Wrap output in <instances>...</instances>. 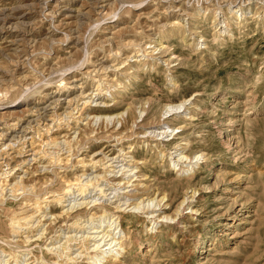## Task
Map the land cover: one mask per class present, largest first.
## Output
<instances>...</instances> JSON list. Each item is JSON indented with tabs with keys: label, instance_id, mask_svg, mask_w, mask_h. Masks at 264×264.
<instances>
[{
	"label": "rangeland",
	"instance_id": "rangeland-1",
	"mask_svg": "<svg viewBox=\"0 0 264 264\" xmlns=\"http://www.w3.org/2000/svg\"><path fill=\"white\" fill-rule=\"evenodd\" d=\"M75 78L102 97L46 147L68 159L51 182L0 202V264H264V0H0V148L54 102L69 126L79 92L58 89ZM98 152L119 160L93 184L105 195L89 189L97 203L75 195L70 216L42 213L41 238L10 235L9 216Z\"/></svg>",
	"mask_w": 264,
	"mask_h": 264
},
{
	"label": "bare ground",
	"instance_id": "bare-ground-1",
	"mask_svg": "<svg viewBox=\"0 0 264 264\" xmlns=\"http://www.w3.org/2000/svg\"><path fill=\"white\" fill-rule=\"evenodd\" d=\"M150 53H151V51H150ZM137 55H138V53H137ZM128 58H130V56H128ZM79 81L80 80L75 78V82H79ZM86 82H85V84H86ZM82 84L80 83V84L74 85L72 83L66 82L64 85L61 84L62 86H59V89H58L60 91L59 93L64 92L65 94L75 92V91L79 92V95H77L76 97L70 98L68 96L67 98H65L63 100V102H64L63 105L66 106V110L64 112V115L65 114L68 115V117L70 119L69 122L71 123L69 126L64 125L61 122V120L63 118L61 119V116L58 114V112L55 111V109H53L62 103L60 101H59L60 104L57 102H54L56 107H52L51 112L49 111V114L47 113L48 120L45 119V121L47 120L48 123L45 126H43V127L38 126V127H34V128H32V126L28 127V128L24 127L23 133L25 135L24 136L25 138L24 137H22V138H24L25 140L22 143H20V141H19L20 139L19 140L17 139L18 140L17 141V140H9L10 139L9 138L7 140L8 142L4 141L5 142L3 144L4 147L0 148V202H5V198L8 194H9V196H12V197H18L26 191L33 190L35 188V185L38 184L39 182H41L44 185H47L48 183L51 182V179L47 178L46 175L48 173L46 171L49 168L56 165L57 163L60 164V163L68 162L67 157L63 156V157H59L56 159V157L54 158V157L50 156L48 154V152L46 151V147L47 146H52V147L54 146V148H56L61 143L60 142L61 140L66 142L67 139H65V138H67V136L69 134L68 132L72 131L73 129L79 130L80 126L81 125L83 126V119H82L81 115H79V113H78V115L76 116V114L78 112L77 110H79V111H81L83 109L85 110V108H87L91 105L90 102L94 101L97 97H102L103 92L101 93V90L99 89L100 87L97 89L95 88L96 92H94V93L92 92L90 94V92L88 93L87 91H85L83 89V87H85V86L83 85V87H82ZM95 87H96V85H95ZM50 106H53V105H50ZM66 118H64V119H66ZM20 124H21V122L19 121V118L18 119L16 118L15 120H12L11 122L5 124V130L4 131L11 134L13 131H16L18 129ZM30 129H33V130L29 131ZM74 138H75V136H74ZM1 144H2V142H1ZM121 151H119V152H121ZM98 153H100V152H98ZM103 153H100L99 155L97 153H94V155L93 156L91 155V157L88 159H86V158L79 159L77 161L78 166L81 168L83 173L80 175L73 173L74 175L71 178H68L66 176H62L61 179L65 184V189L62 193L54 194L42 202H36L34 204H29L26 202L23 205V208H22L23 210L20 209L22 211L15 212L11 216H9V218H8V229H9L10 235L13 238L21 239L24 242V244L25 243L28 244L31 241H33L32 240L33 238H35L37 236H38V239L41 238V236L45 232V229L42 230V227H44L48 221L51 224V223L55 222L56 219H58L59 217L70 216L73 213L74 209L76 208L75 207L76 205L77 206H85V208H86L91 203H93V204L97 203V200L87 202V200H86L88 197L87 194H90V193H88L89 189L93 188V184L96 185L97 182H99L100 180H102L104 178V174L107 173L108 171H110L111 167H113V165H114L115 160H117V159L119 160L118 157H111L110 158V155H108L109 153L106 155L105 154L102 155ZM118 156H120V155H118ZM34 165H36L37 168H43L45 173H43V174L40 173L42 171L37 169V168H36L37 170H33V168L36 167V166L33 167ZM88 169L92 170L94 172H98V174L91 179L89 178L88 180H84V178H85L84 172L88 171ZM88 172H90V171H88ZM91 173L94 174L93 172H90V174ZM110 173L111 172H109V174ZM39 176L40 177L42 176V178H39ZM104 180H105V178H104ZM95 182H96V184H95ZM101 186H103V185H101ZM101 186L97 185L96 187L93 188V189L96 188L100 192L99 193L100 197H101V195H105V194H103L104 191L101 189L102 188ZM97 190L95 192H97ZM90 191H92V190H90ZM75 195L77 197H80V200H82V202L78 203L74 206L73 205L70 206L71 203H70V205L66 204L68 202L69 198H71V197L74 198ZM137 206H139V205H137ZM55 207L59 208V210H60L59 214L58 215H51L50 218L48 219V221L45 222L47 215H42V213L48 211L47 208L48 209L50 208L51 210H53ZM44 208H45V210H44ZM50 214H51V212H50ZM75 222H77V220ZM73 224H75V223H73ZM79 225H81V224H79ZM79 225H76V228H78L77 226H79ZM38 231H42V233L39 235ZM106 233H108V232H106ZM107 237H109V236H107ZM70 239H72V238H70ZM110 239L113 240V242H115L114 241L115 235L112 234V237ZM65 250L66 251L68 250L67 251L68 253ZM63 251L66 252L67 254H69V251H70L69 246L62 248L60 255L63 254ZM15 257H16V255H15ZM30 264H32V263H30Z\"/></svg>",
	"mask_w": 264,
	"mask_h": 264
}]
</instances>
